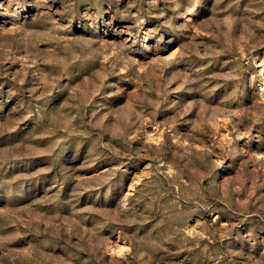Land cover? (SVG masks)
Returning <instances> with one entry per match:
<instances>
[{"label":"rangeland","instance_id":"rangeland-1","mask_svg":"<svg viewBox=\"0 0 264 264\" xmlns=\"http://www.w3.org/2000/svg\"><path fill=\"white\" fill-rule=\"evenodd\" d=\"M0 264H264V0H0Z\"/></svg>","mask_w":264,"mask_h":264}]
</instances>
